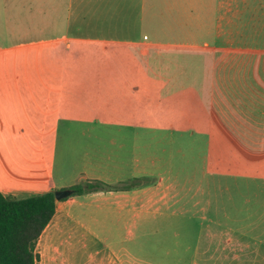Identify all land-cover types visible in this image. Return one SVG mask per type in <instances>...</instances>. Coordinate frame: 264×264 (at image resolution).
Instances as JSON below:
<instances>
[{"label":"rangeland","instance_id":"374dc122","mask_svg":"<svg viewBox=\"0 0 264 264\" xmlns=\"http://www.w3.org/2000/svg\"><path fill=\"white\" fill-rule=\"evenodd\" d=\"M117 1L109 21L94 0L55 12L0 0L7 197L110 185L68 197L36 264H101L112 251L130 264H209L217 246L219 261L259 264L264 24L235 6L224 22L219 0H151L144 17L141 0ZM106 22L115 33L96 38Z\"/></svg>","mask_w":264,"mask_h":264},{"label":"trees","instance_id":"16d2710c","mask_svg":"<svg viewBox=\"0 0 264 264\" xmlns=\"http://www.w3.org/2000/svg\"><path fill=\"white\" fill-rule=\"evenodd\" d=\"M122 190L138 183H123ZM109 184L87 180L69 189L72 197L104 190ZM68 200L67 198L63 199ZM56 213L54 192L34 194L23 199H11L0 191V264H36L37 243Z\"/></svg>","mask_w":264,"mask_h":264},{"label":"crops","instance_id":"0c3cea01","mask_svg":"<svg viewBox=\"0 0 264 264\" xmlns=\"http://www.w3.org/2000/svg\"><path fill=\"white\" fill-rule=\"evenodd\" d=\"M90 1L93 2V0H89V1L88 0H1V3L3 5H7V4H12L14 2L15 5H18L19 9H20V6L21 8L27 7L29 12L33 10L47 11V12L51 10V12H55L59 10V8H61V5H63L64 8H65V5L67 7H70L72 2L73 3L76 2L79 6H82L85 9L88 3H90ZM125 1H129L127 3H132V2L134 3V0H125ZM179 1H181V4L190 5L191 7H193L194 5L196 6V2H194L193 0H179ZM94 2L98 6V9L100 10L101 15L103 14L102 11L105 10L108 12L109 21L113 20L111 14L112 12H115L118 8L117 0H94ZM124 4H126V2ZM219 4L221 5V8L224 11L223 12L224 22L229 21L230 23V15H226L225 10H228V13H231L232 6H235V10L237 11L238 14L245 12V9L246 11H250L252 13L251 20L253 22L251 23L253 26H261L262 24H264L263 23L264 21L263 19L264 0H219ZM130 5L134 6V4H130ZM139 6H140V10L142 11V16L144 17L145 12L151 9L150 7L151 0H141V5ZM125 8L127 10L129 9L127 4ZM80 17L81 19H85L86 16H80ZM98 24L99 23L95 24V26L100 27V30H99L100 37H96V38H107L106 36H112L115 33V31L112 29L113 28L112 23L106 22V23H100V25ZM86 38H91V37L87 36ZM0 191L6 197L8 194L13 193V191H11L10 188L2 187L1 185H0ZM46 192H52V191H49V190L35 191L34 194H42ZM124 197L128 198V195H125ZM69 204H70L69 200H66V201H64L63 199L56 200V213L53 219L51 220V222L48 224V226L43 231L42 235L45 233V231H47V229H49V226H51V224L53 225V223H55L54 226H52V227H55L57 224H59V222L62 224H65L67 222V217H68L67 208ZM221 235L225 236V231ZM210 236H211L210 245L213 246L215 243L214 241H215L216 233H214L213 231L212 232L210 231ZM218 250H219V246L214 248L212 255H210V257L207 260L208 263L209 264H219V263L230 264L229 261L227 262L225 260L219 261L218 258L215 257L216 251ZM129 259L130 257L127 252L118 253L116 251L114 252L112 251L109 254L104 256L102 260L106 262L101 263V264H130ZM263 259H264V256H262V260H259L258 263L264 264ZM233 262H236V264H240L239 259H234Z\"/></svg>","mask_w":264,"mask_h":264},{"label":"water","instance_id":"95a60500","mask_svg":"<svg viewBox=\"0 0 264 264\" xmlns=\"http://www.w3.org/2000/svg\"><path fill=\"white\" fill-rule=\"evenodd\" d=\"M55 199L56 200H62L64 198H67L73 194V190L71 189H66V190H61L58 192H55Z\"/></svg>","mask_w":264,"mask_h":264}]
</instances>
